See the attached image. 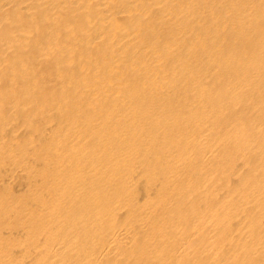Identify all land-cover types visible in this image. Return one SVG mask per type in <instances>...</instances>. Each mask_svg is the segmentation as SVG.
<instances>
[{"label":"bare ground","instance_id":"bare-ground-1","mask_svg":"<svg viewBox=\"0 0 264 264\" xmlns=\"http://www.w3.org/2000/svg\"><path fill=\"white\" fill-rule=\"evenodd\" d=\"M83 2L0 0L25 18L0 17V264H264V46L214 49L217 34L252 42L262 9ZM197 188L182 227L168 205Z\"/></svg>","mask_w":264,"mask_h":264},{"label":"rangeland","instance_id":"rangeland-1","mask_svg":"<svg viewBox=\"0 0 264 264\" xmlns=\"http://www.w3.org/2000/svg\"><path fill=\"white\" fill-rule=\"evenodd\" d=\"M253 2L256 4V7H260L263 11V13L260 15L259 19L256 21L255 24L250 25V30L249 32H251L253 34V36H255L254 40L252 42H249L247 40V35H246V31H244L245 33L242 35H239L237 37L236 40H233L231 36H227V37H223L219 34H217L215 36V40L214 42H219V46L214 48L213 46H207V48H214L216 49V51L218 52V54L220 55H226L228 54L230 57H235L238 55H240L241 49L242 48H246L248 51H251L252 48L257 49L258 47H262L264 46V0H253ZM87 7L91 8V9H97V4L95 2V0H84L83 2ZM61 5L63 3H58V5ZM73 6V5H71ZM74 7V6H73ZM225 7H227V3L224 2L221 6H219L218 8L212 9L211 11L207 12V16L210 17L212 15L218 17L219 14L217 12H219L218 10H224ZM7 14L10 17L14 18V19H19L20 21H22L24 23V11H19V10H12L7 6H0V17L1 15ZM134 19L137 20L138 16H133ZM21 18V19H20ZM61 19L66 22V23H72L73 21V16L72 14L68 11L63 9L61 11ZM113 24L116 26V29H120V28H127V21L128 18L125 15L122 14H116L114 16V20H113ZM182 28H184V25L182 26ZM199 27L197 25H194L192 27L193 30H197ZM73 39H69L68 43L69 44H75L76 46V56H80L84 51V47L80 46L79 42H74ZM186 41V37L182 38V40L180 41L181 44L185 43ZM74 42V43H73ZM210 45V44H208ZM25 49L28 48V46L25 44L23 46ZM80 47V48H79ZM82 47V48H81ZM79 48V49H78ZM81 49V50H80ZM92 52L93 54L95 53L94 51V46L92 47ZM176 52L173 54H170L167 58H171L173 55H175ZM75 56V57H76ZM39 64H37L38 67ZM179 72L182 75V71L179 70ZM220 100L222 101L223 99L220 98ZM168 109H162L161 110V118L165 116V114H168ZM263 118V116H261V113H259L258 111L254 113L252 119L254 121V123L260 121ZM15 121L16 122H22L24 121V115L19 112L18 115L15 117ZM171 124L170 126L172 127L173 123L172 121H170ZM242 125V123H239ZM248 129H245L244 126L241 127L240 129L237 130L238 133H240L243 136H249L248 135ZM172 131V130H171ZM263 135H257L254 140H255V144L258 147V151L259 153L262 152V150H264V136ZM48 136L43 138V141H46L48 138ZM246 137V138H247ZM250 137V136H249ZM253 162V161H252ZM254 163V162H253ZM252 163V164H253ZM251 173L248 171L247 175H250ZM202 173H196L193 172L191 174V180L193 183L198 184L200 181ZM205 196V194L203 193V191L199 188L195 189V190H191V191H185V193L183 194L182 198L176 201L171 202L168 206L170 209H180L182 211V213H180L179 215H175L174 216V221L178 224V225H182V227H187L193 220L194 217L196 215V212L198 210H200L199 208L201 207L200 201L201 199ZM208 200L210 202V205L212 206H217V208H219V206L221 205L220 203H218V199L216 196H208ZM234 201V199H232ZM143 230L141 229V236L143 234ZM200 237V236H199ZM199 237H194L191 239V241L188 243V246L193 245L195 242H197L199 240ZM140 240V238H139ZM141 243V240H140ZM110 260L109 258L106 259ZM32 262L31 258H29L24 264H30Z\"/></svg>","mask_w":264,"mask_h":264}]
</instances>
